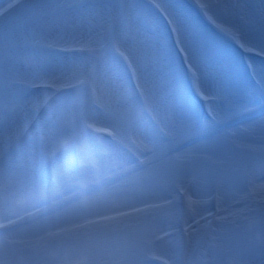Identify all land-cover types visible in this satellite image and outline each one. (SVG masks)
Segmentation results:
<instances>
[{"label":"rangeland","instance_id":"rangeland-1","mask_svg":"<svg viewBox=\"0 0 264 264\" xmlns=\"http://www.w3.org/2000/svg\"><path fill=\"white\" fill-rule=\"evenodd\" d=\"M193 1L228 36L238 30L239 36L234 39H238L239 43H236L240 48L244 47L249 52L264 56V0H230L232 4L228 3L229 0ZM202 4L214 9L207 12L208 7L203 8ZM251 6L254 7L253 10L248 9ZM155 10L169 20L178 48L186 57L189 74L196 73L200 76L194 85L196 94L205 101L211 97L219 101L217 84L213 80L229 82L225 76L239 77V55L226 51L233 36L222 37L204 28L184 0H0V16L7 13L0 25V122H4V131L0 132L2 144L6 137L14 138L18 133L13 131L19 130L18 126L13 125L11 131L8 127L5 128L10 124L11 116L18 119L20 112L31 105L32 100L20 102L27 95L28 88L25 85L44 83L61 86L60 84L75 83L86 84L88 87L87 84H90L87 92L76 90L79 94L74 105H69L66 101L72 99L71 95L64 97L65 102L60 100L53 103L41 114L40 123L34 131L25 138L8 139L6 147L0 153L1 222L30 209L27 207L4 217L1 213L3 203H6L5 194H18L22 188L31 184L34 176L40 179L43 188L37 164L43 159L40 158L41 155L51 156V161H54V176L59 178L56 171L59 161L68 171H72L70 152L73 145L84 147L83 156L87 155L84 162L90 158L96 160L102 155L105 158L110 157V154L115 157V147L120 150L122 146L131 147L136 128L142 126L148 131L149 139H160L158 142L161 146L156 145V149L159 148L154 152L158 156L168 150V144H164L163 139L174 144L192 134L190 132L182 136V130H172L170 122L168 123L170 116L164 115L171 109L176 97H179L180 105L190 115L194 114L195 108L185 98L182 88L186 69L171 48L170 33L156 16ZM48 46L55 52H75V58H60L61 55L56 53L30 59L29 48L42 50ZM97 52L104 53L102 57L98 55V58L95 55ZM119 57L131 69L138 82V90L132 89L124 79L120 63L117 62ZM76 63L80 65V70L74 76L68 71L63 72L68 67L73 68ZM259 63L255 61L253 65L260 77L264 74V69ZM202 73L207 76L204 84L201 80ZM13 81L21 84H13ZM97 84L102 86V92H97ZM106 92L107 98L102 96ZM137 94L139 98L136 97ZM249 94L245 89L244 97L247 98ZM145 112L152 115L154 125L144 121ZM239 112L241 111L226 105L224 113H217V119L231 118L240 114ZM81 113L86 119L78 118ZM57 122L62 124L61 131ZM96 126L114 131L117 138L114 148L92 151L88 136L85 141L82 137L77 143L75 136H82L83 133L86 134L84 131L87 127L97 128ZM214 139L197 147L194 153L200 156L187 158L180 154L165 158L148 166L144 173L138 175L139 178L147 179L146 184L150 185L151 182V185L162 189H158L160 198L145 201L144 195L139 196L135 192L126 200L90 211L88 216H106L126 209H131L128 212H136L142 207L140 205L147 202L153 204L144 205L145 208L153 207L155 212L154 203L167 199L164 190L176 195L175 187L182 189L184 182L190 179L206 181L207 196L211 184L221 183L232 193V208H240L236 195L238 192L244 193L242 185L250 177L256 179L264 174V149L260 144H253L249 140L247 129L228 131ZM14 146L17 148L14 149ZM146 146V143L139 145L141 148H147ZM56 149L59 151L53 155ZM212 152H219L223 161L211 156ZM107 165L97 169L93 162L94 176L91 179L74 176L70 186L77 179L79 182H87L95 180L101 174H111L110 166ZM42 188H39V193L31 201L33 205L42 197ZM117 189L119 187L116 185V188L112 186L98 192L97 198L106 196L107 191ZM72 191L69 188L67 192H62L69 194ZM138 192L141 194V191ZM245 195L248 197L246 193ZM255 195L257 199H264L263 192ZM249 200L251 204L239 212L240 226H218L219 232L213 235L214 241L207 246L200 261H197L198 264H264V209L247 215L249 213L245 211L256 209L253 200ZM184 209L183 213L193 210L189 205ZM142 211L146 215L132 221L122 220V217L115 222H96L89 227L83 225L94 222V219L72 227L70 225L82 219L55 224L52 228L41 230L45 235L44 241L39 244L18 234L10 237L3 235L0 246L6 254L0 257V264H149V258L155 256L168 264H190L189 260L199 243L196 241L197 236L206 228L203 229L204 224L200 219H192L194 224L198 223L196 226L199 230L195 234L190 233V225H187L189 217L182 218L186 222L185 226H182V222H177L180 214L175 220V213L179 211L177 209H162L159 214H154L151 209ZM230 216H226L228 221L236 222ZM88 218L90 217L85 219ZM168 219L170 230L178 229L177 232L188 234L189 239H193L186 245V250L189 249L187 254L183 253L180 243H159L158 240L165 234L158 236L165 232L164 224ZM0 224L4 225L6 222ZM51 229L56 230L49 232ZM13 238L17 239L16 242L11 241Z\"/></svg>","mask_w":264,"mask_h":264},{"label":"bare ground","instance_id":"bare-ground-1","mask_svg":"<svg viewBox=\"0 0 264 264\" xmlns=\"http://www.w3.org/2000/svg\"><path fill=\"white\" fill-rule=\"evenodd\" d=\"M228 3L232 4L233 2L229 0ZM202 7L204 8V7H208V6L202 4ZM211 9H214V7H210V8L208 7L207 12H211ZM248 9L253 10L254 7L251 6ZM205 10H206V8H205ZM249 10H248V12H250ZM229 35H231V34H229ZM244 42H245V40H244ZM245 44L247 46H249L246 42H245ZM103 53L104 52H101L100 54H103ZM223 58H231V57L223 56ZM249 58H253L252 54L249 56ZM79 66L80 65L78 63H76V65L73 68L68 67L63 72L65 73L68 71V72H70V74L72 76H74L76 73L79 72V70H80ZM261 67H262V69H264L263 65H261ZM206 78H207L206 73H202L201 74L202 84H204L203 81ZM225 78L227 80H229V82L219 81L217 79L213 80V83L215 82V84H217V89H218V93H219V101H216L214 104L211 105V108L213 110H215V111L217 110V112H215V116L217 115V113H224L226 110V105H230L231 107H234L236 110H244V112L248 111V110H252L255 102L258 101V97H260L262 95L261 91L259 90L257 92L255 90L250 89L246 85V81L243 77L234 78V77L227 75V76H225ZM109 79L110 78H108V81L110 82ZM260 79H261L260 82L262 84V90H264V74H261ZM34 84H38V83H34ZM73 84H75V83L66 84V85L60 84L61 86L56 87V90L62 89L64 86H70ZM101 88H102L101 85H98V84L96 85L97 92H102ZM245 89H247L248 93H250L247 98H246V96L244 97ZM107 94H108V92L102 94V96L107 98ZM25 101H28V100H22L21 103L25 102ZM40 101L47 103L48 99H41ZM173 102H174V104L171 105V109L167 113H164V115L170 116L169 119H171V120L168 121V123L170 122L169 127L172 130H174L175 132H177L178 130H182V136L185 134H188L189 132H192L193 130H195L196 129V122H195L193 116L190 115L188 113V111H186L183 108V106L180 105L179 97L178 98L176 97L173 100ZM221 117H223V115ZM84 119H86V118H84ZM18 120H19V118L16 119V118H13L11 116V118H10L11 122H10V124H7L5 126V128L8 127L7 129H9L11 131V129H12L11 125H13V127H17V126L19 127L21 124L19 123ZM168 123H167V125H168ZM60 128H61V126H60ZM241 128L247 129V133H248L249 138H250L249 140L253 141V144H256V145L260 144L262 149H264V116H262L258 119H255L249 123L243 124L241 126H236L233 129H230L228 131L237 132ZM3 129H4V127L1 130L4 131ZM135 132H136L135 139L138 143L137 145H142V144L144 145L146 143V145H148V146H146L147 148H145V150H150V148H151V149H154V152L157 151L156 145H161L160 142L154 141V139H152V140L149 139L148 138V136H149L148 131L144 127H142V126L137 127ZM224 133H226V131H223L220 135H223ZM220 135L217 134L214 137H210V138L206 139L205 141L199 142V143L195 144L194 146H192L186 150L180 151V152L172 155L169 158H173L174 156H178L180 154L185 155V157H187V158H193L196 156H200V155L194 153L195 150L197 149V147L199 145L202 147L204 145V143H208L211 140L214 141L215 140L214 138H217ZM72 138H73V136H71V138H70L73 141ZM78 138H79V136H78ZM175 138L177 139V137H175ZM80 139H82V138H80ZM80 139H77V140L75 139V140L77 142H79ZM262 149L260 148V150H262ZM204 150L207 151V148H205ZM55 151L56 152L53 151V153H52L53 155L56 154L58 150L56 149ZM189 152L191 154H188ZM211 156H216L220 162L223 161V160H221L222 156L219 152H212ZM86 157H87V155H86ZM261 160H262V158H261ZM120 161H121V159L117 155L115 157H107V158H105L102 155V156H99V158H96V160H93V158H90L85 162V164L83 163L81 165L82 166L81 172L83 171L81 176L83 179H91L94 176V174H95V173H93L94 167L92 166L93 162H94L95 166L97 167V169L102 168L104 165L108 164L107 167L110 166V170H112L113 168L120 166ZM107 167H105V169ZM145 170L134 173V174L126 177L125 179H123V178L119 179L118 182L114 183L111 186L106 187L102 191H104L108 188H111L112 186L114 188H116V185L119 187V189H117L113 192L107 191L106 196H102L100 198H97L98 192H94L90 195H87L86 197H83L79 201L74 202L73 204L69 205L68 207H66V208H64V209H62V210H60L54 214L43 217L39 221L31 224L30 226H28V227H26L20 231L19 230L16 232L14 231V234H18L21 237H27V239H29L32 243H33V241H35V244H39V243L44 241L43 237L45 235V232L44 233L41 232V230L43 228H52V227H54L55 224H65V223H70V222H74V221L82 219V221L70 225L72 227L74 225L84 223L88 220H93L96 218L103 217V216H95V217L91 218V216H88L89 215L88 213L90 211H93L96 209H101V208H103L106 205H109L111 203H116V202L118 203V202H121L123 200H126L128 196L132 195L135 192L139 196L144 195L145 201L160 198L161 196L159 194L160 192L158 189H160L161 191H162V189L159 186L155 187V186L151 185V182H150V185L146 184L147 179L138 177V175L141 173H144ZM56 171H57V175L59 176V180L56 181L55 187L51 188L49 190V193L51 195H54V196H56V193L58 190L67 192L69 190V188H73V186H70V185H71V182L74 181L73 171H71V172L68 171L65 168V165H63L61 161H59V163L56 167ZM18 179H20V176L18 177ZM123 182L126 184H123ZM120 184H123V186H120ZM207 186H208V184L206 181L191 182L189 193L192 197V200L189 201L185 197H183V198L177 197L175 199L176 205L177 204L181 205L182 203H191L192 206L194 207L193 214L192 213H191V215H189L187 213L182 214V218L189 216V219L187 221V225H190V227L195 228V229H192V231H190V233L196 232L199 229L198 227H196V225H198V223L193 224L194 221L190 220L191 217L193 219H196V218L197 219H199V218L203 219L204 215H207L208 213L213 215L212 209L211 208L209 209V201H208L209 195L207 196V194H206ZM39 188H42V183L40 182L39 178L34 176L32 178L31 184L29 186L22 188V191H20L18 194H16V193L5 194L4 200L6 201V203H3V209H2L3 213H1V214H3L4 217L5 216L8 217L10 215H13V213H16L19 210L25 209L27 207H30V209L27 211H24V212H22L16 216L8 217L7 219L3 220L2 222H7V221L12 220L14 218L20 217L21 215L26 214L30 211H32L33 213L36 212L38 209L36 207H34V205L32 204L31 201L39 193ZM253 188H255L256 193H259V192L264 193V181L255 184ZM138 191H141L140 192L141 194H139ZM252 192H254V191H252ZM41 193H43V191H41ZM231 194L232 193L229 192L228 189L225 187H222L220 189V197L224 198V199H222L223 204H221V206L219 207V216L222 215V210H223V212H225V215L223 213V216L232 215L234 218L232 216H230V217H232L234 220H237L239 218V212L242 210V208H245L249 204H251V200H249L250 198L248 199V197H246L245 192L244 193L238 192L236 197L240 201L241 205H240V208L238 207L237 209L236 208L234 209V208H232V205L230 203L231 202ZM30 198H31V200H30ZM167 199H169V198H167ZM165 201L156 202L154 204L163 203ZM79 202H82V203L79 204ZM147 204H153V203L147 202V203L140 205V206H144ZM170 207H172V206H170ZM167 209H169V208H167ZM167 209H165V210H167ZM127 210H131V209L121 210V211L115 212V213L113 212L112 214L110 213L108 215L118 214L120 212H125ZM251 210H253V209H251ZM84 213H87L86 216H83ZM108 215H106V216H108ZM141 215H144V214H131L128 216H124V218H122V220L123 219H125V220L130 219L132 221V219H136L137 217H140ZM86 217H90V218L85 219ZM0 218H2V217H0ZM117 219H119V217L115 218V220H117ZM183 221L184 220L182 219V223H183ZM191 221H192V223L190 224ZM87 227H89V226H87ZM164 229H165V224H164ZM55 230L56 229H51V230H49V232H53ZM14 234H12V235H14ZM166 242L167 241L163 242L162 245H164ZM5 254H6V252L4 251V248L2 246H0V257L4 256Z\"/></svg>","mask_w":264,"mask_h":264}]
</instances>
